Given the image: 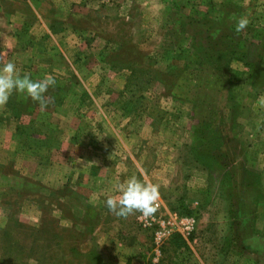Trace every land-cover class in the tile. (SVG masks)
Instances as JSON below:
<instances>
[{
  "label": "rangeland",
  "instance_id": "rangeland-1",
  "mask_svg": "<svg viewBox=\"0 0 264 264\" xmlns=\"http://www.w3.org/2000/svg\"><path fill=\"white\" fill-rule=\"evenodd\" d=\"M40 1L53 38L10 43L50 52L53 68L28 74L54 77L57 102L25 119L35 136L7 115L37 103L14 92L0 108V264H264V0ZM15 22H0V44L29 26ZM203 138L215 147L201 164ZM132 176L194 215L193 241L150 259L135 214L104 203Z\"/></svg>",
  "mask_w": 264,
  "mask_h": 264
},
{
  "label": "clouds",
  "instance_id": "clouds-1",
  "mask_svg": "<svg viewBox=\"0 0 264 264\" xmlns=\"http://www.w3.org/2000/svg\"><path fill=\"white\" fill-rule=\"evenodd\" d=\"M249 20L241 17L236 24V32L243 31ZM55 79L47 76L41 80H32L30 74L21 76L16 65L9 61L0 66V108L4 107L15 92L38 104L41 112L45 111L51 98L45 93L49 87L55 86ZM258 105L264 107V96L258 99ZM160 199L159 185L145 182L132 176L126 181H116L113 185V194L105 200V207L109 213L117 218L127 219L130 215L139 213L144 219L155 216Z\"/></svg>",
  "mask_w": 264,
  "mask_h": 264
},
{
  "label": "crops",
  "instance_id": "crops-1",
  "mask_svg": "<svg viewBox=\"0 0 264 264\" xmlns=\"http://www.w3.org/2000/svg\"><path fill=\"white\" fill-rule=\"evenodd\" d=\"M9 2H10V4L7 5L9 7V9H12L16 6L17 7L14 8L15 10L11 11L10 13L4 12L3 13L4 16L0 17V22L4 23V24H8V23L10 24V22L12 23L15 21L19 22L20 24L22 22H24V23L27 22L29 24V26H25L26 30L17 31L16 29H14L12 31L6 30V31L2 32L3 37H7V42L4 40V42L2 44H0V61L1 62L3 61V63L1 65L6 64L8 61H10L9 60V57H10L9 54H11L12 51H14V50H12V47H14V45H15V47H17V49L15 48L16 49V51H15L16 55L15 56H19L20 53L23 54L24 53V52H22L23 50L26 51L24 53V55H26V61H25V63L23 62V65H20L19 62H13L12 61L16 65L17 71L19 73H24V75H25V74H28L29 72L39 71V66H51L50 65L51 61L49 63V61L47 60L48 58L46 57V55H48L50 52L49 53L47 52L48 54L46 53L45 56L42 55L43 61L40 59V54H43L42 52L46 51L44 48H38L37 47L35 50H33L31 48V47H33L32 42L23 44L22 46L20 44H18L17 42H15L14 45H12L10 43L13 39L15 41H16V39L20 40L22 35L24 36L25 33H27V36L34 38L35 42H37L38 40H41L42 37L45 35L48 38L52 39L53 38L52 33L48 32L46 26H43L47 22L50 23V20H49L50 19V16H49L50 13L48 14V13L43 12V10L41 9V1L40 0L39 1L38 0H9ZM19 8L21 10L17 11ZM26 10H28L29 13ZM13 15L19 16L18 20L13 19ZM11 17H12V20H11ZM32 24H34L36 26L40 25V26H42L43 29L40 28L39 33L34 32V29L32 28ZM30 28H31V31H30ZM33 48H35V46ZM51 56H56V55L51 53ZM47 68H53V67L51 66V67H47ZM45 95L47 97L51 98V103L53 102L55 104L57 102L56 100H54L55 99L54 97L49 96L48 94H45ZM51 103H49L48 106ZM29 104L31 105L33 103L29 102ZM10 107H11V104H10ZM22 109H19L18 112L16 109H14V110L10 109L11 112L9 115H7L8 121H14L15 122L13 124L12 130L16 129L18 131H21L19 134H22V135L30 134V135L35 136L38 134H45L44 131H41L38 127H35V128L33 127V129H35L37 132L32 133L33 130H31L30 132H26V131L24 132L23 131V128L25 127L24 124L27 123L28 120H30V123L28 122V124L33 126L34 119H36L39 116V114H41V111L39 110L38 106H36L33 109V111L29 110L30 112L28 111V109H30L28 107H25L24 111H22ZM46 113H49L50 115L52 114L51 112H46ZM25 119H27V122H25Z\"/></svg>",
  "mask_w": 264,
  "mask_h": 264
},
{
  "label": "built area",
  "instance_id": "built-area-1",
  "mask_svg": "<svg viewBox=\"0 0 264 264\" xmlns=\"http://www.w3.org/2000/svg\"><path fill=\"white\" fill-rule=\"evenodd\" d=\"M158 211L155 216L144 219L139 213L134 215L135 225L150 236V259L155 261L163 243L173 235H178L186 243L193 241L196 219L192 214H185L158 200Z\"/></svg>",
  "mask_w": 264,
  "mask_h": 264
},
{
  "label": "trees",
  "instance_id": "trees-1",
  "mask_svg": "<svg viewBox=\"0 0 264 264\" xmlns=\"http://www.w3.org/2000/svg\"><path fill=\"white\" fill-rule=\"evenodd\" d=\"M202 143L207 144L208 148H206L204 150L202 149V151L201 150L200 151H196L197 153L195 155L196 159L201 164H203L202 162L204 161V159L209 156L210 148L215 147V144L211 143V141H209L208 138H203L202 141L199 143L197 148H199V146L202 145ZM179 212L185 213L184 211H179ZM185 214H188V213H185ZM171 238H173V239L175 238L177 241L178 240L183 241L182 238H180L178 235H173Z\"/></svg>",
  "mask_w": 264,
  "mask_h": 264
}]
</instances>
